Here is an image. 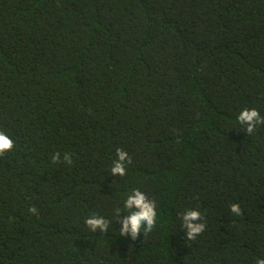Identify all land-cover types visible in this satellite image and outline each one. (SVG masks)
I'll return each instance as SVG.
<instances>
[{"label": "trees", "instance_id": "trees-1", "mask_svg": "<svg viewBox=\"0 0 264 264\" xmlns=\"http://www.w3.org/2000/svg\"><path fill=\"white\" fill-rule=\"evenodd\" d=\"M0 264H264V0H0Z\"/></svg>", "mask_w": 264, "mask_h": 264}]
</instances>
